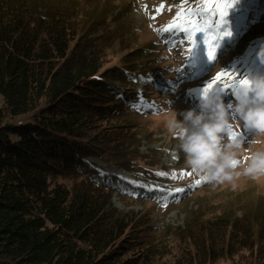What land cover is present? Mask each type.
<instances>
[{"label": "trees", "instance_id": "16d2710c", "mask_svg": "<svg viewBox=\"0 0 264 264\" xmlns=\"http://www.w3.org/2000/svg\"><path fill=\"white\" fill-rule=\"evenodd\" d=\"M248 5L262 15L264 0ZM100 26L74 0H0V264H264V211L158 228L114 207L141 191L89 158L138 169L125 120L149 48L101 69L115 35L91 45Z\"/></svg>", "mask_w": 264, "mask_h": 264}, {"label": "rangeland", "instance_id": "374dc122", "mask_svg": "<svg viewBox=\"0 0 264 264\" xmlns=\"http://www.w3.org/2000/svg\"><path fill=\"white\" fill-rule=\"evenodd\" d=\"M74 1L77 2L83 22H105V26H100L98 31L87 36L91 39V45L99 36L111 33L115 35L111 42L107 41V48L98 52L101 69L126 60V54L130 51L149 48V51L144 52L145 57L138 59L142 62L139 66L143 70V78L134 87L135 92L144 94L145 99L134 103L128 119L125 120L128 122L127 139L132 142L129 149L136 155L134 163L138 169L126 170L116 163L107 165L103 161L89 158L103 173L115 174L133 183L139 188L138 192L141 191L142 194L138 196L132 192H115L111 198L114 207L123 212L133 211L146 215L158 228L168 225L182 226L195 213L203 215V218L213 219L226 213L240 217L264 211V176L253 179L244 175H233L230 181L208 179L196 185L195 181L202 180L206 175L193 171L186 164L184 153L177 147L179 138L173 136L168 128V122L174 117L183 119V112L189 109L200 111L201 102L205 99L202 95L204 87L222 70L227 71L229 76L209 92L219 90L229 116L232 119L238 118L233 105L244 95L243 90L238 93L233 89L220 88L235 80H251L257 74H264V62L258 57L260 48L264 46V7L260 10L261 16L256 12L249 15L248 4L256 0H230L231 6L223 9L226 16L220 27L222 33L228 34L215 41V57L210 60L203 32L197 33L196 44L188 56L190 43L184 34L177 35L175 43H166L172 36L158 31L168 25L182 8H204L205 0ZM161 5L163 10L158 11ZM207 7L212 8L214 4H208ZM203 19L214 27V21L221 18L218 13L209 12ZM212 35L211 32L207 33L208 37ZM180 40H184V43H180ZM251 94L249 89L247 95ZM112 123H103L100 127L108 130ZM230 132L239 133L236 138L244 141V152L233 166L236 172H242L250 151L262 145L256 144L252 149L249 148L255 129L245 123L230 128L225 134L226 140L232 138ZM158 172L170 175L158 176ZM182 172L185 174L181 175ZM171 173H175V176ZM149 188L152 190L149 191ZM176 189L184 191L176 192ZM153 191L165 194L157 199L151 195ZM169 192L172 194L169 195ZM163 197H167L166 204ZM230 263L229 260L221 258L211 264Z\"/></svg>", "mask_w": 264, "mask_h": 264}, {"label": "clouds", "instance_id": "9594fccd", "mask_svg": "<svg viewBox=\"0 0 264 264\" xmlns=\"http://www.w3.org/2000/svg\"><path fill=\"white\" fill-rule=\"evenodd\" d=\"M264 62V46L258 52ZM251 95H244L235 102L234 111L238 118L232 119L220 95L213 90L202 100L200 111L189 109L182 113L183 119L173 118L168 128L179 138L178 150L185 155L186 164L197 173L215 181H230L235 176L258 179L264 176V74L251 78ZM241 123L255 129L249 144H261L252 149L242 172H236L233 162L244 152V141L240 138L225 139L230 128Z\"/></svg>", "mask_w": 264, "mask_h": 264}, {"label": "snow or ice", "instance_id": "6c2138e0", "mask_svg": "<svg viewBox=\"0 0 264 264\" xmlns=\"http://www.w3.org/2000/svg\"><path fill=\"white\" fill-rule=\"evenodd\" d=\"M208 4H214V7L208 8ZM231 6L230 0H205V7L204 8H194V9H181L177 12L176 17L173 18L172 21L168 23L163 29H158V31H162L163 33H169L172 36V39L169 41H166V43H175L177 35H180L181 33L186 36L188 42L190 43V47L187 49L188 56L191 54V50L193 46L196 44V35L197 33H204V44L206 45L207 55L208 58L214 59L215 53H216V43L218 37L222 35H227V32L222 33L220 31L221 25L224 23V17L226 16V11L223 9H228ZM163 10V5H161V8L158 10ZM209 12L212 13H218L220 16L219 21H214V27L208 25L207 21H205L203 18L209 15ZM213 33L211 37L207 36V33ZM180 43H184V40H180ZM178 70V69H177ZM229 76V73L225 70H222L218 73H216L215 77L212 78L211 82L207 84V87H204L202 91V95L206 98L209 90L212 89L215 85L219 84L225 77ZM221 89H233L236 92H240L243 90L244 95H247V91L251 89V81L249 79H240L235 80L233 83L230 84H224L222 85ZM243 95V96H244ZM229 135L232 138H236L239 133L230 132ZM238 163V161L233 162V166H235ZM194 171V170H193ZM185 173H181V175H184ZM191 175V173H187ZM158 176H168L169 173L166 172H158L156 173ZM171 175L174 177L175 173H171ZM209 178L207 176H204L202 180L195 181L196 185H199L200 183L207 181ZM152 189L149 188V191ZM176 192H182L184 189H176ZM135 194V193H132ZM172 193L169 192V195ZM166 204L167 197L162 198Z\"/></svg>", "mask_w": 264, "mask_h": 264}]
</instances>
